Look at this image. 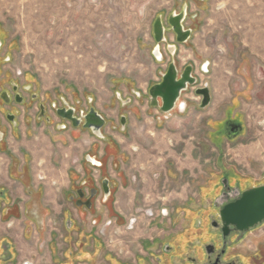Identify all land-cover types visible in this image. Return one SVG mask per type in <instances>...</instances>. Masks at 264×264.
Segmentation results:
<instances>
[{"label": "rangeland", "instance_id": "rangeland-1", "mask_svg": "<svg viewBox=\"0 0 264 264\" xmlns=\"http://www.w3.org/2000/svg\"><path fill=\"white\" fill-rule=\"evenodd\" d=\"M183 5V26L190 29V37L179 42L167 18ZM159 16L165 39L158 43L153 23ZM157 46L161 58L153 53ZM170 62L178 72L191 65L197 82L180 96L187 105L179 114L185 121L182 139L176 144L168 137L166 146L178 154L187 146L193 150V161H177L183 168L177 171L168 151H159L160 198L153 203L154 197L140 191L152 188L153 178L142 186L137 171L129 181L120 169V160L127 166L130 162L119 143L129 139L128 124L122 129L119 119L128 120L134 112L140 123H147L154 112L163 116L158 107L148 104V90L161 80ZM10 81L19 88L31 85L41 95H61L77 109L90 106L106 119V125L101 131L104 137L80 130L74 142L53 126L46 128L51 138L47 134L41 138L42 121L27 136L20 122L15 137L0 113V133H4L0 150H11L22 160L21 151L27 152L29 171L41 182L39 208L31 203L27 219L16 217V210L0 219V238L11 235L16 242L13 255L0 258V264H164L168 258L181 259L180 254L198 256L196 249L204 253L209 237H199L197 232L209 231V205L221 204L219 179L231 169L257 180L264 175V0H0V91ZM202 85H207L211 96L205 106L194 92ZM0 108L13 113L17 122L24 121L18 110H9L2 102ZM188 110L194 115L187 117ZM226 110L240 119L243 131L236 138L220 134L216 139L213 122L224 118ZM144 137H151L148 130L139 141L146 142ZM82 153L102 160L103 166L81 160ZM138 153L130 149L132 156ZM9 162L0 152V184L6 185ZM52 168L60 169L59 181L50 184L46 173ZM82 178L98 189L89 210L75 208L63 196L81 187ZM103 178L110 180L106 202L100 198ZM121 188L125 193L115 203ZM9 194L10 199L15 195ZM48 199L54 200L49 210L41 205ZM161 204L167 213L163 218ZM216 211L210 214L215 216ZM155 213L158 217L151 220L149 214ZM175 234L184 241H176ZM259 242H264V224L247 233L236 247L244 252Z\"/></svg>", "mask_w": 264, "mask_h": 264}, {"label": "flooded vegetation", "instance_id": "flooded-vegetation-1", "mask_svg": "<svg viewBox=\"0 0 264 264\" xmlns=\"http://www.w3.org/2000/svg\"><path fill=\"white\" fill-rule=\"evenodd\" d=\"M169 50L171 52L173 48L170 46ZM8 85L9 87L1 89L0 91V102H2L9 110H18L17 112H20L22 114V118H24V121L18 120L17 122L13 113H4L3 109L1 108L0 113L2 116H4L5 120L9 122L8 125L10 126L11 133L14 134L15 137H17L16 135L18 132V128L21 124H23L26 134L28 136L29 134H31L32 131L36 130L39 127L41 121L45 125L42 133L47 134L49 136V139L51 138V134L48 133V131L46 130V128L49 126H53L54 130H56L57 132H66L67 137L65 133V139H70L74 142L77 139L76 135L80 130H86L88 134H92L90 128L83 126V124L85 123L86 116L90 111V106L87 108L77 109L74 103H67L64 97H62L61 95H57V97H52L48 93H43L41 95L37 93L31 85L28 84H24L21 88H19L17 83H13L10 81L8 82ZM199 96L201 97L200 101L202 103L203 97L201 95ZM35 101H38L36 106H34L33 104ZM148 104L151 107H156L155 105L150 104V99L148 101ZM32 109L33 112L31 111ZM70 113L72 117H74V120L63 118L62 115H69ZM225 113L226 115L224 118H222L221 120H215V122H213V132H215V135H217L216 139L220 137V134L227 138H236L243 131V125L240 119L237 117H233L232 114H230L231 110H226ZM122 119L123 116H121V118L119 119L120 124ZM104 120L105 123L100 128V132L106 125V119L104 118ZM127 122V120H124V125L121 124L123 127L122 129H125L127 127ZM1 126L3 127L2 123ZM0 134V140H2L4 133ZM101 136L104 137L102 134ZM59 141L61 142V139H59ZM61 144L64 145L65 140L64 142L62 141ZM108 146L109 143H106V145L103 146V153L105 152ZM0 152L4 153L10 160L7 173L8 177L12 178L14 176V172L16 171L15 169L18 161L17 157L12 153L11 150L8 149H5L4 151L0 150ZM21 152L23 154L24 164L22 166V172L20 173L19 177L24 182H26L30 172L29 164L28 160L26 159L27 152ZM80 155V157L82 158L81 160L87 161L88 163H90V165H94L97 167L103 166V162L100 159H94L88 154L84 153ZM219 174L221 173L219 172ZM217 175H215L212 179H216ZM224 176L225 177L219 179L221 181L219 191L221 193V204L218 205L217 203L212 202L209 205L207 219L209 221L210 229L209 231H204L203 229L201 230L202 232L199 230L197 232L198 234H201H199V237H203L204 235H207L209 237V241L203 244L204 253H200L199 249L197 248L196 253L198 254V256L186 255L183 258L182 254H180L178 256H180L181 259L179 258V260L174 262L171 260V258H168L163 261L164 264H166V262H168L169 264H172L173 262L175 264H264V242H259L256 248L254 249H250L248 247L246 250H244V252H240L238 250L239 248L236 247V245L244 238L247 233H249L258 225L264 224V221L254 227L249 228L247 231L244 232L237 230L234 225H229L227 228V233L224 234L222 230V223L218 215L219 209L222 208L226 203L236 200L241 195L242 191L251 187L264 185V175H262L261 178L257 180L252 177H244L235 169H231L230 171L225 172ZM109 183L110 180L108 178L101 179L100 184L102 195L100 198L102 202H106V200L111 195ZM80 184L82 185L81 187L74 188L72 193L68 195L65 192L63 196H66L67 201L72 203L75 208H83L85 210H89L93 207V199L97 195L98 189L89 185V180L87 178H82V180H80ZM244 184H247V186L243 187ZM105 187L108 189V193H105ZM40 188L41 187H37L33 190V193H28L27 186H25L23 191L26 195H28V199L21 201V199L17 196L10 199L9 187L7 185L0 184V219H3V217L6 216V213L8 211L12 212L11 214L14 215L13 210H16V217H21V215H23L25 216V219H27V210L31 203H35L37 208H39V201L36 200L38 193L41 191ZM68 188V190H70V186ZM232 190H234V194L230 195V192ZM20 202H22L23 206L22 212H20L19 210ZM47 206H44L42 204L43 208L46 207L49 210V206ZM215 209L217 211L215 212L216 215L214 216L212 213L210 214V210L215 211ZM204 222V218H201V223L204 224ZM175 239L176 241L180 240V242L184 241V237L180 234H175ZM15 245L16 242L12 240L10 236L0 238V258H3L4 256L8 255H13ZM167 247V249H173V247L170 245H168ZM175 248L177 249L179 247Z\"/></svg>", "mask_w": 264, "mask_h": 264}, {"label": "crops", "instance_id": "crops-1", "mask_svg": "<svg viewBox=\"0 0 264 264\" xmlns=\"http://www.w3.org/2000/svg\"><path fill=\"white\" fill-rule=\"evenodd\" d=\"M180 102H181V104L178 105V103H180ZM186 108H187L186 102L181 101L179 99L176 107L171 112H169L167 114H162L163 116H161V115L158 116L157 112H154V115H149V120H147V123H146V120H144L143 123H140L138 121L139 116L138 115L136 116L137 112H134V115H132V118H129L127 120L128 121L127 124H128V128H129V132H128L129 139L125 138V139L119 140V143L122 142V147H120V149L122 150V153L124 155H129V162H130L129 165L127 166L124 163L123 159H122V161L120 160V164L122 165V167L120 169L123 170V173H124V175L123 174L122 175L127 180L131 181L134 177L133 176L134 171H137L138 172L137 176L139 177L140 185H142V186L145 185L146 182L148 183V181L150 183L151 182L150 178H153L154 183H152V188L140 189L141 192L144 191L146 197H148V196L154 197L152 199L153 203H156L155 198L157 200L160 198L159 197L160 192H159L158 187H157V183H158L157 176L161 175L160 171L163 169V166L158 164V161L161 159V157L160 158L158 157V155L160 154L159 151H166V150L168 151L169 157H171L172 159H174L176 161L175 169L177 171L183 170V168H179L177 166V163L179 161L181 163H183L185 161L186 162L193 161V158L191 157L193 150L190 148L187 149V146H185L179 153V154L184 153L185 154L184 158H181V156L173 148H167V146H166V138H168V137H169V139L172 138L176 144L180 143L179 141L182 139L183 131H184L183 127L181 126V123L183 124V122H185V121L181 120L179 114L182 113L183 110L185 111ZM143 111H144V108H141V111H140L141 115H142ZM186 113H187V117H189V115H191V116L194 115V112H191L189 110ZM161 119H164L165 121L162 122ZM24 130H25V128H24ZM146 130L149 131L151 137H149L148 139H146L144 137L146 142L142 143L139 141L140 140L139 138L141 135H143V136L145 135ZM38 134H40V135L42 134L41 138H44V136H45V135H43L42 132H39ZM152 136H154V139L152 138ZM130 149H132L133 151H139V153L136 154L135 156H132L130 154ZM12 153H14V152L12 151ZM42 155L43 154H41V155L39 154L38 156H42ZM44 155L42 156L43 157L42 160L43 159L47 160L46 159L47 157ZM16 157H17L18 161H17V166L15 169L16 171L14 172V176L12 178H10V177H8V173H6L4 180H5L6 185L10 188V191L15 193L14 197L17 196L21 199V201H24V200L28 199V195H26L23 191L24 187L27 186L28 193H33V190L35 188L40 187L41 182H37V180L34 178L35 175L32 174V172H29L28 179L26 182H24L19 177L20 173L22 172V166L24 164V160H22L21 157L18 156V154ZM77 160L78 159H76V161ZM9 163L6 165L7 172H8ZM69 167H73L76 170L78 169V165H76V164L73 165V164L69 163ZM51 170H50V172L48 171V174L46 173V175L48 176V178L50 180L49 181L50 184L55 182V181H59L58 172L60 169L58 170L56 168H52ZM41 176L42 175H40V177ZM120 176L121 175L115 176V180L117 181L118 184L120 183L119 181L121 180ZM35 180H36V182H35ZM149 186H150V184H149ZM123 193H125V190L123 188H121L119 193H118V196L115 199V203H119V201H121ZM182 193L183 192L181 191L179 193V195L182 196ZM14 197H12V198H14ZM50 203L54 204V200L48 199L46 203L44 201L42 204L44 206L48 205L50 207ZM159 208H160V215L163 218L164 216L167 215L164 204H161ZM19 210H20V212H22V210H23L22 202L19 203ZM157 213H159V212H157ZM157 213H155L154 215L149 214L150 219L151 220L156 219V217H158ZM21 218L23 219V215H21ZM156 224H158V222H156ZM9 236L12 237L11 235H9ZM26 263L32 264L29 261H26Z\"/></svg>", "mask_w": 264, "mask_h": 264}, {"label": "water", "instance_id": "water-1", "mask_svg": "<svg viewBox=\"0 0 264 264\" xmlns=\"http://www.w3.org/2000/svg\"><path fill=\"white\" fill-rule=\"evenodd\" d=\"M185 16L186 5H183L180 12L171 13L167 18L168 24L171 26L176 40L179 42H185L190 37V29H185L183 26ZM164 31L165 26L159 16L153 23V35L156 42L159 43L165 39ZM156 48H158V46ZM156 48L153 52L155 56ZM196 82L197 78L192 74L191 65L185 66L181 72H178L174 62H170L166 71L162 74L161 80L149 87L148 93L150 104L155 105L162 113L167 114L176 107L182 92L185 91L188 86L196 84ZM195 93L203 97L202 106L209 103L210 94L207 85L197 87L195 89ZM180 104L181 102L178 105ZM62 116L63 118L74 120L71 113L69 115ZM124 120L123 116V119L121 120L122 125H124ZM104 123V118L94 108H90L83 126L90 128L92 133L96 136H101L100 128L104 125ZM105 193H108V189L106 187ZM218 215L222 223V230L224 234L227 233L229 225H234L237 230L244 232L263 222L264 185L251 187L242 191L241 195L236 200L228 202L220 208Z\"/></svg>", "mask_w": 264, "mask_h": 264}, {"label": "bare ground", "instance_id": "bare-ground-1", "mask_svg": "<svg viewBox=\"0 0 264 264\" xmlns=\"http://www.w3.org/2000/svg\"><path fill=\"white\" fill-rule=\"evenodd\" d=\"M158 48H156V50H155V53H156V56L158 57V58H161V53H160V51H159V49L157 50ZM207 65V64H206ZM206 69V68H205ZM29 264V263H28Z\"/></svg>", "mask_w": 264, "mask_h": 264}, {"label": "built area", "instance_id": "built-area-1", "mask_svg": "<svg viewBox=\"0 0 264 264\" xmlns=\"http://www.w3.org/2000/svg\"><path fill=\"white\" fill-rule=\"evenodd\" d=\"M108 242H109L110 244H114V239H113V238H109Z\"/></svg>", "mask_w": 264, "mask_h": 264}]
</instances>
